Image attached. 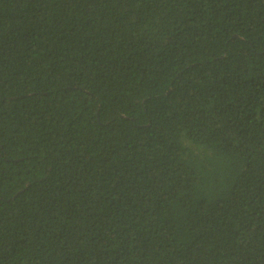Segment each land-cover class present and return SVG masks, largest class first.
<instances>
[{
    "label": "trees",
    "instance_id": "obj_1",
    "mask_svg": "<svg viewBox=\"0 0 264 264\" xmlns=\"http://www.w3.org/2000/svg\"><path fill=\"white\" fill-rule=\"evenodd\" d=\"M0 264H264V0H0Z\"/></svg>",
    "mask_w": 264,
    "mask_h": 264
}]
</instances>
